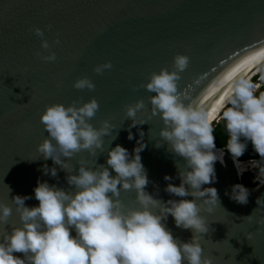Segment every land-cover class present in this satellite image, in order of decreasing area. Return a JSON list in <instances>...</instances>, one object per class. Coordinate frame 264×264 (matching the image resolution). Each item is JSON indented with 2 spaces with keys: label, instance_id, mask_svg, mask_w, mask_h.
<instances>
[{
  "label": "water",
  "instance_id": "1",
  "mask_svg": "<svg viewBox=\"0 0 264 264\" xmlns=\"http://www.w3.org/2000/svg\"><path fill=\"white\" fill-rule=\"evenodd\" d=\"M263 82L264 0H0V264H264Z\"/></svg>",
  "mask_w": 264,
  "mask_h": 264
},
{
  "label": "trees",
  "instance_id": "2",
  "mask_svg": "<svg viewBox=\"0 0 264 264\" xmlns=\"http://www.w3.org/2000/svg\"><path fill=\"white\" fill-rule=\"evenodd\" d=\"M253 81H257V77ZM245 130L247 137L254 142L264 136V82L258 89L257 94L247 100L235 118H226L212 128L208 136V143L210 146L213 145L219 148L226 147L230 149L238 147L245 142ZM263 153L264 141L256 142L241 151L240 159H260ZM240 159L238 160L240 161ZM256 172L254 170L245 174L243 182L248 186H255L254 178ZM260 172L264 176L263 168L260 169Z\"/></svg>",
  "mask_w": 264,
  "mask_h": 264
},
{
  "label": "bare ground",
  "instance_id": "3",
  "mask_svg": "<svg viewBox=\"0 0 264 264\" xmlns=\"http://www.w3.org/2000/svg\"><path fill=\"white\" fill-rule=\"evenodd\" d=\"M238 156L235 155L232 160L227 163V165L224 167V174L226 176V179L224 181V189L227 192L228 196L231 199L237 198L243 193H245L248 189V187L244 184H239L235 181V177L237 175V178L242 173H245L247 171V168L251 162L249 161H243L238 160ZM235 172V174H234Z\"/></svg>",
  "mask_w": 264,
  "mask_h": 264
},
{
  "label": "clouds",
  "instance_id": "4",
  "mask_svg": "<svg viewBox=\"0 0 264 264\" xmlns=\"http://www.w3.org/2000/svg\"><path fill=\"white\" fill-rule=\"evenodd\" d=\"M238 158L240 159V155L238 156ZM241 160V159H240ZM249 160H252V159H249ZM249 160H243V161H249ZM246 174V172L245 173H242L241 175H239L238 176V183L241 185V184H244V185H246L244 182H243V176ZM247 187H251V186H248V185H246ZM252 188V187H251Z\"/></svg>",
  "mask_w": 264,
  "mask_h": 264
}]
</instances>
